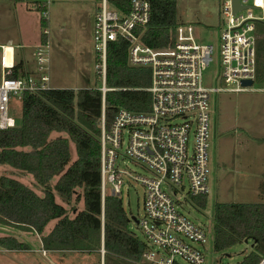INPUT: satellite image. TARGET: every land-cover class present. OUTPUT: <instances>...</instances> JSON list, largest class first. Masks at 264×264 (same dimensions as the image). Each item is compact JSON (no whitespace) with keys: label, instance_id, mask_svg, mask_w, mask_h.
<instances>
[{"label":"built area","instance_id":"2783aa9c","mask_svg":"<svg viewBox=\"0 0 264 264\" xmlns=\"http://www.w3.org/2000/svg\"><path fill=\"white\" fill-rule=\"evenodd\" d=\"M55 0H28L38 11L42 26L35 47V71L11 78L15 69L12 48L0 56V130L13 127L14 103L24 93L37 95L51 90L48 41L49 8ZM117 7L110 0H98L93 18L94 71L97 88L104 94L107 48L122 39L127 43L126 61L132 68L150 72L145 92L150 109L133 112L119 108L105 126L100 118V191L122 198L123 190L139 185L143 190L142 218L135 220L144 244V264H205L212 250V233L195 224L183 207L193 198L209 193L210 148L213 138L211 95L254 91L256 75V26L264 23V0H218L217 46L201 44L192 25L179 23L172 45L155 50L142 42L151 15L147 0H124ZM218 59L217 81L229 87L205 88L202 74ZM7 60V61H6ZM9 60V61H8ZM252 81L243 87V81ZM130 162L133 170L124 161ZM136 236V235H135ZM138 239V238H137Z\"/></svg>","mask_w":264,"mask_h":264},{"label":"trees","instance_id":"16d2710c","mask_svg":"<svg viewBox=\"0 0 264 264\" xmlns=\"http://www.w3.org/2000/svg\"><path fill=\"white\" fill-rule=\"evenodd\" d=\"M20 3L23 0H13ZM120 7L124 0H110ZM151 7L149 24L142 42L152 49L172 45L177 20L176 0H147ZM256 75L254 83L264 89V23L256 26ZM45 41V37H41ZM127 43L122 39L107 48L105 85L98 89H51L37 95L21 96V115L13 127L0 130V164L27 173L43 187V196L19 181L0 177V222L34 230L42 235L46 226L57 223L42 235L47 251H91L103 248L104 264L138 263L144 244L128 230L129 219L122 201L100 191V118L105 126L116 111L150 109V95L144 89L150 72L132 68L126 61ZM15 68L11 78L18 77ZM56 133L58 136L50 138ZM64 134V136H61ZM76 159L71 161L70 144ZM56 179L51 186L50 183ZM79 190V191H78ZM54 192L64 201L73 197L83 202V210L72 218L56 203ZM204 209L207 196L193 198ZM212 251L223 253L240 242H252V250L240 262L261 264L264 259V204L216 203L212 215ZM0 248L25 250L14 238H0ZM263 262V261H262Z\"/></svg>","mask_w":264,"mask_h":264},{"label":"rangeland","instance_id":"374dc122","mask_svg":"<svg viewBox=\"0 0 264 264\" xmlns=\"http://www.w3.org/2000/svg\"><path fill=\"white\" fill-rule=\"evenodd\" d=\"M28 0L16 3L0 0V40L18 36L22 38L23 53L33 68L32 57L35 45L41 41L40 15L31 9ZM98 0H55L50 8L47 36L49 77L52 88L97 89L100 78L94 71L92 40L93 18ZM179 23L194 27L201 44L217 46L219 19L218 0H176ZM19 41V40H17ZM20 57L21 49H17ZM218 59L202 74L205 88L229 87L216 80ZM254 91L244 93H218L211 95L212 133L210 148L212 174L210 191L204 209L188 203L183 212L195 223L212 228L213 207L216 203L264 204V89L254 83ZM9 114L18 123L21 108L14 103ZM58 134L53 133L50 138ZM61 136H64L62 134ZM71 161L76 159L74 145L70 144ZM125 165L133 167L125 160ZM13 178L24 184L38 196H43V187L31 175L0 164V177ZM56 179L50 185L52 186ZM79 191V190H78ZM55 201L62 205L72 218L83 210V202L73 197L69 202L55 192ZM143 190L133 185L124 188L122 207L129 219L128 230L142 239L135 220L142 218ZM194 202V201H193ZM57 223L51 221L44 229L47 235ZM42 235L34 230L0 222V238L11 237L26 246L25 250L0 248V264H104L102 248L91 251H47L42 248ZM252 242H240L223 253L213 251L205 264H233L252 250ZM212 250V248H211ZM262 262V261H261ZM124 264H144L124 262Z\"/></svg>","mask_w":264,"mask_h":264},{"label":"crops","instance_id":"0c3cea01","mask_svg":"<svg viewBox=\"0 0 264 264\" xmlns=\"http://www.w3.org/2000/svg\"><path fill=\"white\" fill-rule=\"evenodd\" d=\"M17 40H19V41H17ZM22 41H23L22 38L21 37L18 38L17 35L14 37L11 36V37H7L3 40H0V56H1L3 48H12V50H13V64H14L15 68L18 69V72H19L18 76L24 75L26 73H33L35 71V66L33 68L31 67V65L28 63V61H27V59L23 53V47L24 46L22 44H20V43H22ZM37 45H35V47ZM19 48L21 49V53H22V54H20V57L17 56V52H16V50ZM32 62H33V57H32ZM52 89H57V88H52ZM58 89H63V88H58ZM79 89H82V88H74L72 90L77 91Z\"/></svg>","mask_w":264,"mask_h":264},{"label":"water","instance_id":"95a60500","mask_svg":"<svg viewBox=\"0 0 264 264\" xmlns=\"http://www.w3.org/2000/svg\"><path fill=\"white\" fill-rule=\"evenodd\" d=\"M233 4H234V10L235 11H238V10H240L242 7L239 5V3H238V0H233ZM262 23V22H261ZM253 85V83H252V81H243L242 82V86L243 87H251ZM245 243L247 242V241H244ZM103 253H104V250H103V248H102V255H103ZM264 260V259H263ZM262 260V261H263ZM262 263V262H261ZM264 264V263H263Z\"/></svg>","mask_w":264,"mask_h":264},{"label":"bare ground","instance_id":"6f19581e","mask_svg":"<svg viewBox=\"0 0 264 264\" xmlns=\"http://www.w3.org/2000/svg\"><path fill=\"white\" fill-rule=\"evenodd\" d=\"M263 263H264V260H263V262L261 264H263Z\"/></svg>","mask_w":264,"mask_h":264}]
</instances>
